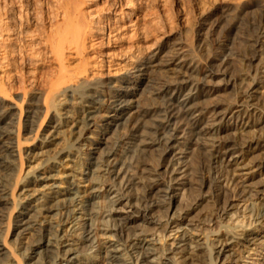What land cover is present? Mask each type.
<instances>
[{
	"label": "bare ground",
	"instance_id": "1",
	"mask_svg": "<svg viewBox=\"0 0 264 264\" xmlns=\"http://www.w3.org/2000/svg\"><path fill=\"white\" fill-rule=\"evenodd\" d=\"M261 17L257 32L236 53L235 78L223 70L210 71L211 55L224 49L222 39L232 27L219 21L215 26L221 32L206 35L198 51L184 44L173 48L161 64L158 78L149 79L158 55L153 52L133 60V67L116 89L102 82L81 83L77 92L68 90L71 98L77 96L79 100L76 115L69 122L74 127L73 143L50 154L72 117L67 112L29 153L33 159H46L36 172L27 173L16 198L11 180L17 172L15 162L22 155L13 140L15 108L5 104L1 95L6 90L0 87V224L6 219V211L18 209L14 238L28 264H223L229 260L235 263V247L256 245L261 236L257 228L264 223V203L256 208L252 202L264 201V131L257 129L264 124V97L255 93L264 86V77L249 68L258 60L264 64V7ZM74 23L69 20L64 28L49 33L44 43L58 64L45 104L62 88L85 81L87 76L83 65L77 70L66 66V51L81 55L89 36L110 37L104 28L96 31L90 27L89 33L87 27L74 31ZM21 32L15 27L7 33L8 43L19 42ZM206 71L211 72V81L226 76L228 84L237 89L233 98L201 107L196 94L205 95L208 90L205 88L210 81L202 77ZM136 77L140 86H133ZM146 82L152 85L143 104L135 98ZM217 93L218 86H211L206 94L215 97ZM104 106L106 113L110 110L114 114L101 116ZM34 114L29 116L30 124L35 122ZM124 118L127 132L121 144L103 153L105 141L100 140L88 149L86 136L101 127L100 119L109 123ZM234 129L238 132L233 133ZM27 130L31 131L32 125ZM182 146L187 147L185 152L180 150ZM85 149L89 151L79 153ZM204 202L211 207L204 219L207 224L192 221L190 214ZM242 202H250L244 217L249 229L218 232L211 247L194 238L193 232L201 225L209 228L223 217L231 220ZM167 233H175L173 244L159 247L169 237ZM179 254H184L182 263L177 260ZM13 259V251L0 236V260Z\"/></svg>",
	"mask_w": 264,
	"mask_h": 264
},
{
	"label": "rangeland",
	"instance_id": "2",
	"mask_svg": "<svg viewBox=\"0 0 264 264\" xmlns=\"http://www.w3.org/2000/svg\"><path fill=\"white\" fill-rule=\"evenodd\" d=\"M263 7L264 0H0V87L6 90V93L1 97L5 104L15 108L13 115L16 116V134L13 136V140L15 143L18 142L16 144L19 145L22 155L21 160L17 158L18 162H15L17 172L11 180L15 198L23 187L26 177L32 172H36L39 169V164L46 159L44 156L33 159L29 153L39 146L44 135L48 134L47 130L50 126L58 123L59 119L63 118L62 115L67 112H70L72 117L62 129L63 133L59 135V140L52 147L50 154L68 149L73 143L74 127L69 122L73 121V116L76 115L75 111L79 107V100H77V96L71 98L68 90L77 92L81 83L94 85L102 82L116 89L119 86V80L127 75L133 67L132 61L137 60L138 57L143 59L153 52H158V55L154 62V68L149 72V79L158 78L161 76L159 72L161 64L170 53L172 54V50L184 44L183 46L190 50L198 51L203 38L211 33L221 32V29L215 26L219 21L232 24V27L226 32L227 36L222 39V42L225 43L224 49L211 55L210 61L213 66L210 71L223 70V72L231 74L229 77L235 78L238 72L236 53L243 47L245 41L257 32ZM69 20L75 21L74 31H83L87 27L86 31L89 33L90 27H92L91 30L96 31L104 28L110 33V37L95 35L90 38L89 36L85 51L81 55H77L75 51H66V66L70 70H77L83 65L88 70L89 79L86 76L88 80L85 78V81L65 86L45 104L46 94L49 91L50 83L55 78L58 64L47 53L44 43L49 33L64 28ZM91 20L94 21L91 22ZM95 22L97 23L95 24ZM86 24L88 25L86 26ZM93 24L98 29L94 28ZM76 25L77 27H75ZM83 25L84 28L81 27ZM15 27L19 32L22 31V38L17 43H8L7 33ZM13 51H17L18 54L16 52V55L13 56ZM29 60L35 61L34 64H27ZM251 68H249L251 73L258 70L264 77L262 61H256ZM210 71H206L202 75L203 79L210 81L207 84L209 87L205 89L209 90L211 86H218V95L216 94V98L208 97L206 94L208 90L203 92L205 95L197 93L199 98L197 102L201 107H206L212 101L226 102L233 98L237 90L236 87L228 84V79L224 75L211 81ZM140 84L141 80L136 77L133 86H140ZM151 85L152 82H146L140 87L139 97L135 98L138 102H143V104L147 102ZM263 93L264 86L258 87L255 95L262 98V96L264 97ZM107 110L108 108L104 106L100 115L114 114L110 110L106 113ZM35 112V122L30 124L29 116ZM125 118L109 123L100 119L99 126L101 127L95 128V132L93 130L86 136L88 140L87 143H84L88 145V149L92 150L100 140L105 141V144L101 146L103 153L121 144L127 132ZM229 122L235 123L234 120ZM30 125H32V130L28 131L27 127ZM257 129L260 130V133L264 131V124L258 126ZM232 131L233 133L238 132L237 129ZM186 148L182 146L180 150L185 152ZM88 149L79 151V153L84 154L89 151ZM180 150L179 153H181ZM179 153V157L185 156ZM150 154V157L153 156L152 153ZM153 158L151 157V160H154ZM263 177L261 178L264 179ZM252 202H256V208L260 202L264 203L259 200ZM249 204L240 203L236 208L238 216H233V220L223 217L214 227L208 228L206 225H201L198 230L193 232L194 238L202 242L203 245L211 247L218 238V232L228 229L229 231L235 230L234 228L238 231L242 228L249 229L248 219L244 220V217L247 216L245 207ZM11 209L6 211V219L0 224V236L5 239L8 247L13 251L14 259L11 260L13 262L6 261L7 263L0 260V263L28 264V259L20 255L22 252L14 236L15 216L18 209ZM210 211V203L204 202L189 217L193 218L194 222L203 221L206 216L210 215ZM204 222L206 221L204 220ZM257 229L261 236L255 243L256 245L241 249L238 246L235 247L233 249L235 263L229 260L223 264H264V223ZM167 236L169 237L165 238L159 247H168L173 244L175 233H167ZM183 256L184 254L177 256L179 263L183 262ZM186 256L193 258V255L190 254H186ZM216 264L222 263L217 261Z\"/></svg>",
	"mask_w": 264,
	"mask_h": 264
}]
</instances>
